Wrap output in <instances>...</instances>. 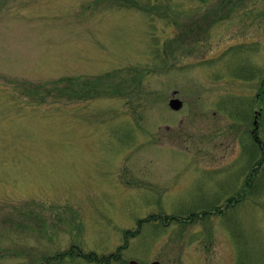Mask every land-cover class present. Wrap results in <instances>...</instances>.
I'll list each match as a JSON object with an SVG mask.
<instances>
[{
    "label": "rangeland",
    "instance_id": "obj_1",
    "mask_svg": "<svg viewBox=\"0 0 264 264\" xmlns=\"http://www.w3.org/2000/svg\"><path fill=\"white\" fill-rule=\"evenodd\" d=\"M263 155L264 0H0V264H264Z\"/></svg>",
    "mask_w": 264,
    "mask_h": 264
},
{
    "label": "trees",
    "instance_id": "obj_2",
    "mask_svg": "<svg viewBox=\"0 0 264 264\" xmlns=\"http://www.w3.org/2000/svg\"><path fill=\"white\" fill-rule=\"evenodd\" d=\"M262 140H258L257 142H256V145H255V148L257 147H259V149H261L262 151H263V146L261 145L262 144ZM255 149L256 150V157H257V155H258V150L259 149ZM263 158H264V155H263V157H261V160H262V164H263V162H264V160H263ZM261 162L260 161H258V163L257 164H260ZM79 256H81L80 254H79ZM81 257H85L88 261H96L97 263L98 262H100V261H98L99 259H97V256H96V254L95 253H86V255L85 254H82V256ZM100 260H103V259H100ZM104 262V261H103ZM107 262H108V260H107Z\"/></svg>",
    "mask_w": 264,
    "mask_h": 264
},
{
    "label": "water",
    "instance_id": "obj_3",
    "mask_svg": "<svg viewBox=\"0 0 264 264\" xmlns=\"http://www.w3.org/2000/svg\"><path fill=\"white\" fill-rule=\"evenodd\" d=\"M181 105L182 102L178 98H171L169 100V106L174 110H178L181 107ZM128 264H137V263L134 260H131L128 262ZM149 264H160V263L158 261H152Z\"/></svg>",
    "mask_w": 264,
    "mask_h": 264
},
{
    "label": "flooded vegetation",
    "instance_id": "obj_4",
    "mask_svg": "<svg viewBox=\"0 0 264 264\" xmlns=\"http://www.w3.org/2000/svg\"><path fill=\"white\" fill-rule=\"evenodd\" d=\"M250 173H251L250 176H249V178H250V182L253 183V182H255V175H254L253 171H251ZM245 179H246V178H245ZM246 180H247V179H246ZM246 180L243 181L245 184H247V181H246ZM251 183H250V185L252 186ZM251 189H252V187H250V190H251Z\"/></svg>",
    "mask_w": 264,
    "mask_h": 264
}]
</instances>
